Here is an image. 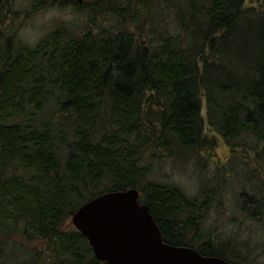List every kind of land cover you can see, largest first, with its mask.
<instances>
[{
	"label": "trees",
	"instance_id": "1",
	"mask_svg": "<svg viewBox=\"0 0 264 264\" xmlns=\"http://www.w3.org/2000/svg\"><path fill=\"white\" fill-rule=\"evenodd\" d=\"M74 1L0 0V264H104L71 219L129 189L165 243L264 264L248 239L203 227L237 172L231 221L257 227L263 249L264 0H80V23L34 44L20 34L31 13ZM206 128L234 170L207 173ZM188 168L195 194L160 171Z\"/></svg>",
	"mask_w": 264,
	"mask_h": 264
},
{
	"label": "water",
	"instance_id": "2",
	"mask_svg": "<svg viewBox=\"0 0 264 264\" xmlns=\"http://www.w3.org/2000/svg\"><path fill=\"white\" fill-rule=\"evenodd\" d=\"M137 189L101 194L81 206L73 226L104 264H234L198 250L164 242L148 205Z\"/></svg>",
	"mask_w": 264,
	"mask_h": 264
},
{
	"label": "rangeland",
	"instance_id": "3",
	"mask_svg": "<svg viewBox=\"0 0 264 264\" xmlns=\"http://www.w3.org/2000/svg\"><path fill=\"white\" fill-rule=\"evenodd\" d=\"M258 0H247V6H257ZM16 5L20 9H28L30 6L28 4V0H15ZM81 3L84 5L83 1L75 0L73 3L66 2L63 7H55V8H46L37 13H31L28 19H22V23L20 25V34L24 37L25 40L36 43L45 33L49 30L53 29L56 25H61L62 23L74 22L76 24L80 23L83 19V16H78L79 10L76 8V3ZM82 14V13H81ZM79 18V19H78ZM24 20V21H23ZM204 117L207 118V108L205 107L203 110ZM210 136H215L217 139V148L214 151V156L210 159L209 167H207V173L210 176H213L215 170L218 167H223L224 165H228L223 172L234 170L233 164L228 162L231 157V149L226 145L224 139L211 131V128H206ZM220 165V166H219ZM167 171L166 175L171 176L172 179L178 183L183 189L186 190L189 194H195L198 190L197 187V179L194 174H192L193 169L188 168L187 170H160ZM237 173V172H236ZM236 173H232L231 175L223 177L224 182L227 181V193L224 196V199L220 202H215L216 209L215 212L209 217L207 222L204 224V229L207 233L218 232L223 234V238L221 239H230L234 235L235 242H241L245 239L247 240V244L251 248H256L258 253H261L262 259L261 262H264V245L263 249L258 245L263 242L261 241V233H258L257 227H252L251 225H243V221L239 219L236 223H232V207H234V196H236L237 191H239L240 186L237 184V176ZM164 179V177H163ZM254 225V224H253ZM247 232V234L243 231ZM254 229V231H253ZM216 234V233H215ZM259 240V241H258Z\"/></svg>",
	"mask_w": 264,
	"mask_h": 264
}]
</instances>
